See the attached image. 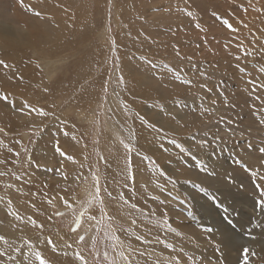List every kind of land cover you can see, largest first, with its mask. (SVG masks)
<instances>
[{
    "label": "rangeland",
    "instance_id": "rangeland-1",
    "mask_svg": "<svg viewBox=\"0 0 264 264\" xmlns=\"http://www.w3.org/2000/svg\"><path fill=\"white\" fill-rule=\"evenodd\" d=\"M0 61V264H264V0H0Z\"/></svg>",
    "mask_w": 264,
    "mask_h": 264
},
{
    "label": "bare ground",
    "instance_id": "bare-ground-1",
    "mask_svg": "<svg viewBox=\"0 0 264 264\" xmlns=\"http://www.w3.org/2000/svg\"><path fill=\"white\" fill-rule=\"evenodd\" d=\"M80 7H82V6H80ZM20 32H24V30H21L20 29ZM59 68V67H58ZM53 71V70H52ZM130 71V70H129ZM110 109H111V106H113V107H115L116 109L115 110H112V113L115 115V113L117 112L116 110L118 109L117 108V105H118V103H116L115 102V100L114 99H112V102H110ZM87 112V111H86ZM85 112V113H86ZM77 116H79V115H77ZM82 116H84V114L82 115ZM112 116V115H111ZM117 116V118H114V122L112 121V123L110 122V121H108V122H106V128H107V131H108V134H114V135H116L117 134V131H119L118 130V128H119V125H120V123H122V122H120V118H122V117H119V115H116ZM85 117V116H84ZM88 121H94V119H93V115L92 114H90L89 115V117H87L86 118ZM85 120V119H84ZM92 123V122H91ZM90 123V124H91ZM122 126V125H121ZM130 127V126H129ZM132 127V126H131ZM125 128H123V130H124ZM128 129V128H127ZM116 139V138H115ZM118 139V138H117ZM81 142V141H80ZM80 148V147H79ZM80 150V149H79ZM3 184V183H2ZM157 191V190H156ZM12 194V193H11ZM4 198V197H3ZM10 198V196H8V198L7 199H9ZM13 199V198H12ZM1 200V199H0ZM4 200V199H3ZM4 202V201H3ZM6 203V202H5ZM8 203V202H7ZM2 205V204H1ZM7 206V205H6ZM11 206V205H10ZM16 207L17 208H20V206L19 205H16ZM13 209V208H12ZM15 209V208H14ZM27 220V219H26ZM10 223V222H9ZM12 224V223H11ZM13 226V225H12ZM21 226V225H20ZM1 227V226H0ZM11 227V226H10ZM23 229V228H22ZM26 230V229H25ZM52 230H54L55 231V227L53 228L52 227ZM52 233H53V235H55L56 234V232H53V231H51ZM29 233V232H28ZM14 234L13 233H5L3 230H0V237H3L4 239H2V240H0V248H1V250H5L7 247H12V246H17L18 244H19V241H21V240H19L18 238H16L15 237V235L13 236ZM13 236V237H12ZM43 237V236H42ZM45 237V236H44ZM61 237H62V235H61V233H57V235H56V237H53V241L51 242V244H50V247H51V249H53V251H59L60 253H64L65 255H66V258H69V257H71L74 253H73V249L72 250H69V249H66V247L64 248V246H62V240H61ZM25 238V237H24ZM38 238V237H37ZM41 238V237H40ZM64 238V237H63ZM35 239V238H34ZM43 240H45L44 238H42ZM41 239V240H42ZM35 241V240H34ZM37 241V240H36ZM1 242H4V244L3 245H1ZM39 243V242H38ZM64 243V242H63ZM37 246V245H36ZM74 246H76V245H74ZM254 247H256L258 250H261V255H259L260 256V260H263L262 262H264V244H260V245H255ZM79 248V247H78ZM253 248V247H252ZM13 249V248H12ZM19 249V248H18ZM22 249V248H21ZM37 249V248H36ZM16 251V250H15ZM24 251H25V249H24ZM43 251L41 250V251H39L37 254H39V256L40 257H43L44 255H43V253H42ZM6 254V253H5ZM19 254V253H18ZM1 255V254H0ZM7 256V255H6ZM34 256V255H33ZM38 256V255H37ZM27 257V256H26ZM32 259V258H31ZM38 259V258H37ZM207 259V258H206ZM1 260V259H0ZM7 260V259H6ZM2 261H4V260H2ZM1 262V261H0ZM8 262V261H7ZM37 262V261H36ZM35 262V263H36ZM261 262V261H260ZM2 263V262H1ZM5 263V262H4ZM38 263H40V262H38ZM38 263H36V264H38ZM52 263V262H51ZM65 263V262H64Z\"/></svg>",
    "mask_w": 264,
    "mask_h": 264
},
{
    "label": "snow or ice",
    "instance_id": "snow-or-ice-1",
    "mask_svg": "<svg viewBox=\"0 0 264 264\" xmlns=\"http://www.w3.org/2000/svg\"><path fill=\"white\" fill-rule=\"evenodd\" d=\"M35 14L36 15H40V13H35ZM229 27H231V26H229ZM3 63H4L3 61H0V64H3ZM40 112L43 115H47V113H44L42 109L40 110ZM260 151L264 152V148L260 149ZM0 174H2V173H0ZM253 175H255V173H253ZM262 195H264V193H262ZM258 205H259L260 208L264 209V200L259 201ZM2 239H4V238L0 237V240H2ZM81 239H83V238H81ZM248 251H249L248 249H245V253H247ZM253 255H254V253H253ZM247 259H248V257H247V255H245V264H247ZM42 264H44L43 261H42Z\"/></svg>",
    "mask_w": 264,
    "mask_h": 264
}]
</instances>
